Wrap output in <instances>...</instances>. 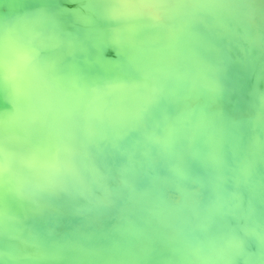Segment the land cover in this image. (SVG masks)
<instances>
[{"label": "water", "instance_id": "water-1", "mask_svg": "<svg viewBox=\"0 0 264 264\" xmlns=\"http://www.w3.org/2000/svg\"><path fill=\"white\" fill-rule=\"evenodd\" d=\"M253 7L0 0V264H264Z\"/></svg>", "mask_w": 264, "mask_h": 264}, {"label": "snow or ice", "instance_id": "snow-or-ice-1", "mask_svg": "<svg viewBox=\"0 0 264 264\" xmlns=\"http://www.w3.org/2000/svg\"><path fill=\"white\" fill-rule=\"evenodd\" d=\"M147 2L156 4V5H162L163 3H165V0H147ZM244 2L249 7V12L247 13L246 19L244 21V28H245V31H246V34H247V33H250L247 25L255 17L256 9L253 7V5L257 3V0H244ZM56 15L59 18L60 13L57 11ZM75 15L77 16V18L79 20H81V11H77L75 13ZM151 19H152V21L155 24H159L161 22V16H153V17H151ZM252 43H255V41H252ZM259 43L260 44H264V33H261L259 35ZM16 51L24 54L26 56V58L30 62L35 63L37 57H36V53H35L34 50H28L26 47L22 46V47L18 48ZM0 151H2V149H0ZM4 172H5V170H4V167H3V163H0V176H2ZM238 246L242 247L243 246V242L241 241Z\"/></svg>", "mask_w": 264, "mask_h": 264}]
</instances>
